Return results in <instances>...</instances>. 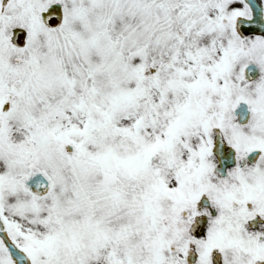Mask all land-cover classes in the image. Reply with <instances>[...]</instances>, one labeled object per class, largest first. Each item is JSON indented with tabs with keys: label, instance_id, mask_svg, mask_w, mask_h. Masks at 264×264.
<instances>
[{
	"label": "snow or ice",
	"instance_id": "1",
	"mask_svg": "<svg viewBox=\"0 0 264 264\" xmlns=\"http://www.w3.org/2000/svg\"><path fill=\"white\" fill-rule=\"evenodd\" d=\"M0 264H264V0H0Z\"/></svg>",
	"mask_w": 264,
	"mask_h": 264
}]
</instances>
